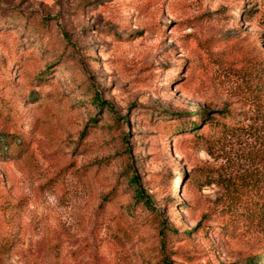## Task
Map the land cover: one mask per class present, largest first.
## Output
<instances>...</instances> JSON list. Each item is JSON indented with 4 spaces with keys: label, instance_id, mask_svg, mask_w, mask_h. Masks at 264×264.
I'll return each mask as SVG.
<instances>
[{
    "label": "rangeland",
    "instance_id": "374dc122",
    "mask_svg": "<svg viewBox=\"0 0 264 264\" xmlns=\"http://www.w3.org/2000/svg\"><path fill=\"white\" fill-rule=\"evenodd\" d=\"M0 139V264H264V0H0Z\"/></svg>",
    "mask_w": 264,
    "mask_h": 264
},
{
    "label": "trees",
    "instance_id": "16d2710c",
    "mask_svg": "<svg viewBox=\"0 0 264 264\" xmlns=\"http://www.w3.org/2000/svg\"><path fill=\"white\" fill-rule=\"evenodd\" d=\"M93 102H95L96 103V105H99V106H101L102 104H103V102H102V100L100 99V96L98 95V94H95V97H94V99H93ZM108 107L110 108V109H113L112 108V106L109 104L108 105ZM196 126V123L194 122V123H191V124H189L188 123V125H186V126H179V127H177V128H182V129H187V130H190V129H192L193 127H195ZM176 131L177 129L175 128V129H172V127L170 126L169 127V131ZM195 130V129H194ZM9 150V148H8V146H7V144H6V142H5V140L4 139H0V155L1 154H5V153H7L6 151H8ZM131 182H133L137 187H136V189H135V196L137 197V199L138 200H140V201H143V195H142V191H141V189H140V187H138L139 186V184H138V179H137V177L136 176H132L131 177ZM262 185H264V181L262 182ZM144 203L146 204V205H148V206H150V204H149V201H148V199H145V201H144ZM164 233V231L162 230V234Z\"/></svg>",
    "mask_w": 264,
    "mask_h": 264
}]
</instances>
